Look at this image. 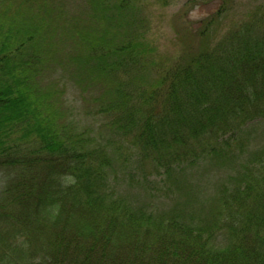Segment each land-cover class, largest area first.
Here are the masks:
<instances>
[{
  "label": "trees",
  "instance_id": "obj_1",
  "mask_svg": "<svg viewBox=\"0 0 264 264\" xmlns=\"http://www.w3.org/2000/svg\"><path fill=\"white\" fill-rule=\"evenodd\" d=\"M21 1L22 18L56 20L53 0ZM140 1L93 0V26L63 27L82 48L74 83L106 90V141L59 124L42 83L56 29L0 21V264H264V0H211L171 61L121 36ZM146 163L168 187H120Z\"/></svg>",
  "mask_w": 264,
  "mask_h": 264
},
{
  "label": "rangeland",
  "instance_id": "obj_2",
  "mask_svg": "<svg viewBox=\"0 0 264 264\" xmlns=\"http://www.w3.org/2000/svg\"><path fill=\"white\" fill-rule=\"evenodd\" d=\"M9 1L13 0H4L0 5V13L2 10L5 12L1 13L0 21H4L6 30L12 26L16 27V25H18V28L21 25L23 29L26 26L24 22L29 18L31 20V16L36 17L38 23L41 22L36 28L37 34L45 33L49 39V36L54 32L53 29H56L55 39L52 37L53 43H56L55 49L53 53L49 54L48 59L43 60L42 63L46 69V76L42 83L50 86V88L53 85L59 91V104L57 105L61 115L59 124L68 127L69 123L76 120L74 132L85 131L90 138L98 141L99 139L101 141L111 139L112 135L108 132V127L106 126L110 122L108 121L109 117L99 113L101 104L106 102V90L102 85L103 88L98 85L90 86L84 82L79 86L74 83V78L78 75V72L75 71L76 67L71 60L82 48L77 45L75 40L63 33V27L72 28L68 30L69 34L70 30L74 31V26L77 24V28L85 25H94L96 11L92 8L93 0H53L56 8H54L55 12H53L52 17L56 20H49L44 17V20H42L40 12L37 15L38 9L34 6H32L34 8H28L29 13L27 15L29 16L27 17L29 18L25 17L26 19H24V17L19 16L18 11L15 12L17 8L22 7L20 6L22 1L19 0L16 7L9 5ZM118 1L114 0L116 3ZM254 1L241 0L238 8L239 12H247L254 5ZM134 8L133 13L132 11L128 12L127 19H129L130 24L127 23V20L122 21V27L119 29L121 36L131 34L137 29V33L140 36L143 33L146 37L145 40L155 47L157 61H171L180 51L179 36L186 31L195 30L200 20L216 10L217 4L212 3L211 0H142L140 4H135ZM21 10L22 8L19 9L20 12H22ZM108 13L111 16L110 12ZM15 19L18 20V24H15ZM52 21L59 22L60 27L55 28ZM46 24L48 27H45ZM57 82L62 83V86ZM138 166L140 167V165ZM141 167L142 169L137 167L128 169L130 172H128L129 174L126 177H123L121 173L119 176H121L124 183L120 187H168L165 175L162 172L155 171L151 163L150 165L146 163L145 166ZM131 171H134L133 174ZM209 171L206 182L202 181L201 185L204 182L203 188L209 195L213 196V192L216 189L215 184L218 181L214 179L216 177L215 170L210 168ZM189 175L192 176V178L188 177L190 183H200L198 174ZM207 184L209 186H206ZM201 191L204 190L201 189Z\"/></svg>",
  "mask_w": 264,
  "mask_h": 264
}]
</instances>
